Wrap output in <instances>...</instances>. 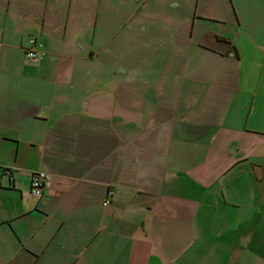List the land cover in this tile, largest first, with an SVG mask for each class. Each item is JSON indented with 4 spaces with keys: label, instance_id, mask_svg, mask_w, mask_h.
<instances>
[{
    "label": "crops",
    "instance_id": "crops-1",
    "mask_svg": "<svg viewBox=\"0 0 264 264\" xmlns=\"http://www.w3.org/2000/svg\"><path fill=\"white\" fill-rule=\"evenodd\" d=\"M113 1L0 0V257L264 264V0Z\"/></svg>",
    "mask_w": 264,
    "mask_h": 264
},
{
    "label": "built area",
    "instance_id": "built-area-1",
    "mask_svg": "<svg viewBox=\"0 0 264 264\" xmlns=\"http://www.w3.org/2000/svg\"><path fill=\"white\" fill-rule=\"evenodd\" d=\"M30 48L26 49L24 52V55L26 57V60L30 63L39 62L44 57V52L41 49V45L39 42L32 38L30 41ZM48 182V175L41 172H35L33 176L31 177L30 181V194L31 196L39 199L42 197L43 192L45 191L46 185ZM114 194V191L110 189L108 191L107 196L111 197ZM111 204V201L109 199H106L104 202V206H108Z\"/></svg>",
    "mask_w": 264,
    "mask_h": 264
},
{
    "label": "rangeland",
    "instance_id": "rangeland-1",
    "mask_svg": "<svg viewBox=\"0 0 264 264\" xmlns=\"http://www.w3.org/2000/svg\"><path fill=\"white\" fill-rule=\"evenodd\" d=\"M60 1L61 2L63 1V4H65V5L67 4L66 3L67 0H60ZM74 2H75V4L71 10L72 11L71 13L75 12L77 17H82L83 19H85V15H86L85 8H86L87 0H74ZM103 2L105 3V0H94V2H93L94 6L92 8V10H93L92 16L94 18H100V19L101 18L103 19V17H106L107 20L110 21V23H112L113 20H115L117 17H119L118 16V10L117 9H109L108 10V9L103 8L104 7ZM113 3H115L116 5L121 4L119 2V0H114ZM105 4H107V3H105ZM75 6H77V8H75ZM114 23L118 24L117 22H114ZM78 28H79V25H78ZM197 257H198L197 254H194V255L189 254V255H186L185 260L189 259L190 261H193ZM7 262H8V259L0 257V264H7ZM173 262L175 264L177 261L174 260Z\"/></svg>",
    "mask_w": 264,
    "mask_h": 264
}]
</instances>
